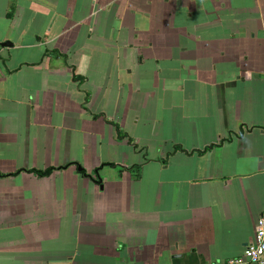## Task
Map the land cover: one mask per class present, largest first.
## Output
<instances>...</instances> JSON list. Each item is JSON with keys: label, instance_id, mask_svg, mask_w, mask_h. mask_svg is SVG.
Returning <instances> with one entry per match:
<instances>
[{"label": "crops", "instance_id": "crops-1", "mask_svg": "<svg viewBox=\"0 0 264 264\" xmlns=\"http://www.w3.org/2000/svg\"><path fill=\"white\" fill-rule=\"evenodd\" d=\"M6 41L0 264L244 254L264 214V0H0Z\"/></svg>", "mask_w": 264, "mask_h": 264}, {"label": "built area", "instance_id": "built-area-1", "mask_svg": "<svg viewBox=\"0 0 264 264\" xmlns=\"http://www.w3.org/2000/svg\"><path fill=\"white\" fill-rule=\"evenodd\" d=\"M248 262L264 264V214L258 220L255 238L247 245L244 254L229 259L225 264H244Z\"/></svg>", "mask_w": 264, "mask_h": 264}, {"label": "trees", "instance_id": "trees-1", "mask_svg": "<svg viewBox=\"0 0 264 264\" xmlns=\"http://www.w3.org/2000/svg\"><path fill=\"white\" fill-rule=\"evenodd\" d=\"M53 167H48L45 169H32L33 172H35L36 174L40 175V176H45L50 174L53 171Z\"/></svg>", "mask_w": 264, "mask_h": 264}, {"label": "water", "instance_id": "water-1", "mask_svg": "<svg viewBox=\"0 0 264 264\" xmlns=\"http://www.w3.org/2000/svg\"><path fill=\"white\" fill-rule=\"evenodd\" d=\"M9 44H12V43L11 42H8V41H6V42H0V46H2V47H6ZM0 57H2V56H0Z\"/></svg>", "mask_w": 264, "mask_h": 264}]
</instances>
